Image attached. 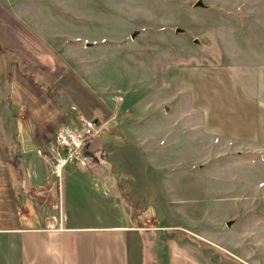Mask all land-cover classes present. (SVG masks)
Wrapping results in <instances>:
<instances>
[{
    "label": "crops",
    "instance_id": "1",
    "mask_svg": "<svg viewBox=\"0 0 264 264\" xmlns=\"http://www.w3.org/2000/svg\"><path fill=\"white\" fill-rule=\"evenodd\" d=\"M78 2L0 0V104L27 124L0 126V264H131L132 243L140 264H212L208 259L217 253L203 232L190 234L176 224L158 228L148 219L141 225L127 211L139 194L126 164H147L150 144L136 119L119 114L111 125L113 100L107 105L78 78L79 69L92 64L88 49L101 45H93V20L79 14ZM196 2L204 23L211 17L228 22L229 48L216 38L229 58L215 67L182 69L179 89L198 116L201 136L264 152V0ZM80 117L99 129L87 144L86 166L67 165L58 182L41 160L40 166L28 162L26 180V155L13 134L26 135L36 151L64 125L79 130ZM143 186L150 193L151 186ZM141 201L153 205L150 194ZM156 229L165 239L144 237ZM205 253L207 259L200 256Z\"/></svg>",
    "mask_w": 264,
    "mask_h": 264
},
{
    "label": "rangeland",
    "instance_id": "2",
    "mask_svg": "<svg viewBox=\"0 0 264 264\" xmlns=\"http://www.w3.org/2000/svg\"><path fill=\"white\" fill-rule=\"evenodd\" d=\"M78 1L79 14L93 20L88 33L93 45L101 44L88 49L86 58L92 64L79 69L78 78L107 105L113 100L111 125L119 114L136 119L150 144L147 164L142 160L139 166L136 159L126 164L139 194L127 211L136 214L141 225L148 219L158 228L176 224L190 234L203 232L217 253L208 259L212 264L218 259L264 264V152L201 136L198 116L179 89L182 69L226 63L229 57L216 37L221 35L229 48L228 22L211 17L204 23L198 8L192 7L197 0ZM20 119L16 110L0 104V126H26ZM13 136L26 155L22 170L27 180L28 162L40 166V159L35 147L26 145V135ZM128 140L134 143L131 136ZM143 185L151 186L150 193ZM147 194L153 205L142 204ZM147 235L165 239L159 229ZM147 247L144 257H149ZM130 253L131 264H140L141 252L137 258L133 243ZM200 256L208 258L207 253Z\"/></svg>",
    "mask_w": 264,
    "mask_h": 264
},
{
    "label": "built area",
    "instance_id": "3",
    "mask_svg": "<svg viewBox=\"0 0 264 264\" xmlns=\"http://www.w3.org/2000/svg\"><path fill=\"white\" fill-rule=\"evenodd\" d=\"M114 101L117 103L119 100ZM71 109L74 110V108ZM78 124L79 130H74L67 125L60 127L45 148L35 151V155L47 165L50 175L58 182L67 165L80 168L86 166L89 160L87 144L99 133V129L91 120L80 117Z\"/></svg>",
    "mask_w": 264,
    "mask_h": 264
},
{
    "label": "water",
    "instance_id": "4",
    "mask_svg": "<svg viewBox=\"0 0 264 264\" xmlns=\"http://www.w3.org/2000/svg\"><path fill=\"white\" fill-rule=\"evenodd\" d=\"M194 6L196 7V6H199V3L198 2H196L195 4H194Z\"/></svg>",
    "mask_w": 264,
    "mask_h": 264
},
{
    "label": "trees",
    "instance_id": "5",
    "mask_svg": "<svg viewBox=\"0 0 264 264\" xmlns=\"http://www.w3.org/2000/svg\"><path fill=\"white\" fill-rule=\"evenodd\" d=\"M4 51L0 48V53H3ZM73 129V128H72Z\"/></svg>",
    "mask_w": 264,
    "mask_h": 264
}]
</instances>
